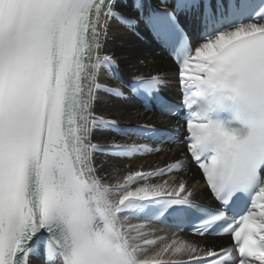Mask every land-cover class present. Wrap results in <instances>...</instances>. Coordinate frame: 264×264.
<instances>
[{"label": "snow or ice", "instance_id": "1", "mask_svg": "<svg viewBox=\"0 0 264 264\" xmlns=\"http://www.w3.org/2000/svg\"><path fill=\"white\" fill-rule=\"evenodd\" d=\"M160 3L0 0V264H264V0ZM114 21L134 38L119 51ZM143 36L171 58L178 101ZM126 92L174 118L135 133L181 144L170 162L114 163L158 150L107 141L123 130L101 95Z\"/></svg>", "mask_w": 264, "mask_h": 264}, {"label": "bare ground", "instance_id": "2", "mask_svg": "<svg viewBox=\"0 0 264 264\" xmlns=\"http://www.w3.org/2000/svg\"><path fill=\"white\" fill-rule=\"evenodd\" d=\"M113 24L115 27L110 46L116 48L117 51H119V49L123 46L124 40L134 38L128 36L123 28L116 26L117 22L114 21ZM138 43L140 47L144 50V54L148 57L147 68L150 69L152 73H155L160 70L162 74H164V70H167L165 74L166 86L163 87V90L167 95H172V91H174L175 89L174 80L176 76L175 66L172 63V60L165 51L155 46L150 37L143 36L140 41H138ZM120 69L125 79L128 78L131 72L136 70V68L132 67L131 64H125L123 62L120 65ZM109 74H111V72L103 73L100 77L99 82L110 87L119 85L113 77H109ZM101 99L105 101L103 110L106 111L109 116L116 118L119 121V124L125 128H131L142 124H155L159 123L160 121H167L169 123L175 122L173 118H166L164 116L145 111L141 108L140 101L134 98L132 95H128L127 92L126 97L124 98L111 100L108 95L102 94ZM114 138L116 139V141L125 142L124 139L117 137L112 132L107 136V141L111 142ZM180 147L181 145H163L159 153L139 154L130 158H121L120 160L115 161L114 163L122 165L128 170H140L141 168L147 170L150 166H162L163 164L170 162L175 157ZM109 160L110 164L113 163L110 158ZM125 160L129 161L128 166L124 165V163L126 162ZM106 167H108V165H106ZM110 182L115 183V178ZM193 183H195L196 188L198 190L197 199L202 200L205 184L200 180L199 175H197V181ZM132 222L141 223L143 221H137L136 219H133ZM148 223L150 228L153 230L155 236L171 235V233H173L170 231H166L157 223ZM145 230L147 231L148 229ZM179 234L188 240H196L201 244L204 243V238L185 233ZM218 242L222 243L223 241ZM152 251H155V248L150 249L149 254H151Z\"/></svg>", "mask_w": 264, "mask_h": 264}, {"label": "rangeland", "instance_id": "3", "mask_svg": "<svg viewBox=\"0 0 264 264\" xmlns=\"http://www.w3.org/2000/svg\"><path fill=\"white\" fill-rule=\"evenodd\" d=\"M109 77H111L110 74H109ZM122 161H123V160H122ZM125 161H126L127 163L125 162L124 165H125V166H128V164H129L128 162H129V161H127V160H125Z\"/></svg>", "mask_w": 264, "mask_h": 264}]
</instances>
